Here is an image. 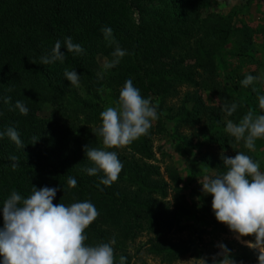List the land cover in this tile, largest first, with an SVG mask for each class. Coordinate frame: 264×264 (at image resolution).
<instances>
[{"label":"trees","instance_id":"obj_1","mask_svg":"<svg viewBox=\"0 0 264 264\" xmlns=\"http://www.w3.org/2000/svg\"><path fill=\"white\" fill-rule=\"evenodd\" d=\"M212 1L0 0V131L16 128L23 145L17 147L7 135L0 139V227L2 205L13 190L26 198L34 186H60L54 204L90 200L95 205L99 215L85 230V243L114 238L115 264H135L143 251L173 263L196 254L197 240L227 231L215 217L211 194L193 187L194 198H189L184 174L195 178L226 171L221 152L234 157L241 151L259 161V140L249 150L225 127L227 120L239 123L249 111H262L257 108L259 83L241 85L255 72L236 65L254 62V30L248 24L236 26L232 14L205 15L203 9ZM104 26L113 29L111 42L101 31ZM69 36L82 45V53L67 52L63 41ZM57 40L65 60L41 64ZM117 46L126 55L115 67L103 69L98 57L111 61ZM73 69L80 75L78 85L64 76ZM128 79L150 98L158 119L146 135L108 149L118 153L123 168L116 182L104 186L102 172L84 171L94 166L84 146L104 147L93 131L101 126L100 113L106 109L102 92L108 89L117 103ZM182 88L186 92L175 101ZM5 97L11 98L9 103ZM17 100L28 107L27 115L14 109ZM233 102L238 108L227 116L223 107ZM47 105L52 106V119L42 116ZM195 125L196 132H185L184 127ZM157 137L182 154L184 169L170 162L162 171ZM13 155L15 162L9 159ZM69 176L77 179L75 188L67 187ZM175 234L187 237L176 240ZM144 236L147 240L138 244ZM243 238L255 241L254 234ZM228 251L233 262L259 263L255 249L237 245Z\"/></svg>","mask_w":264,"mask_h":264},{"label":"clouds","instance_id":"obj_2","mask_svg":"<svg viewBox=\"0 0 264 264\" xmlns=\"http://www.w3.org/2000/svg\"><path fill=\"white\" fill-rule=\"evenodd\" d=\"M101 31L111 42L113 29L104 26ZM63 44L67 52L80 54L84 51L82 45L73 43L70 36L65 37ZM61 48L62 42L57 40L51 54L41 57V64L63 62L65 53ZM124 55L126 51L117 46L112 53L113 59L104 67H115ZM64 76L70 84L78 85L80 75L74 69L65 70ZM258 79L260 77L248 74L241 85L248 87ZM253 91L257 90L253 88ZM3 100L9 103L11 98ZM258 101L261 114L254 115L249 111L239 123L226 121L225 132L236 141L243 140L249 150L254 149L256 139L264 138V94H258ZM237 108V103L233 102L225 104L223 111L232 116ZM14 109L23 115L29 111L20 100L15 102ZM100 117L101 126L93 131L102 138L104 147L84 146L86 158L94 165L84 171L88 175L102 172L100 184L111 186L118 180L123 163L116 151L108 149L126 146L146 135L158 115L150 98L143 97L133 80L128 79L120 89L117 105L107 107ZM5 135L17 147L23 146L16 128L0 131V139ZM220 155L227 170L200 179L202 191L212 195V209L219 222L225 223L239 236L255 235V244L250 246L260 250L258 262L264 264V171H261L259 162L245 152L238 151L234 157L223 152ZM9 159L18 160L14 155ZM17 166L13 163V170ZM77 183L75 177L67 178L68 188H75ZM63 188L65 190V186ZM59 190L60 186H34L26 198L13 190L5 199L2 205L4 223L0 227V264H115L114 238L106 243H85L88 239L85 230L99 215L95 205L90 200L70 205L54 204ZM221 247L227 251L226 245Z\"/></svg>","mask_w":264,"mask_h":264},{"label":"rangeland","instance_id":"obj_3","mask_svg":"<svg viewBox=\"0 0 264 264\" xmlns=\"http://www.w3.org/2000/svg\"><path fill=\"white\" fill-rule=\"evenodd\" d=\"M210 12H217L222 15H233L234 23L238 27H245V24H248L254 30V53H253V61H247L245 64L240 65L236 64L240 71H254L255 75L260 77L256 82L259 83V94H264V2L263 1H251L248 0H213L210 5L203 9V13L207 15ZM244 25V26H243ZM98 60L103 69H105L104 65L107 63V59L104 56H99ZM250 62V63H249ZM236 61L234 62V64ZM186 92V88L180 89V97L175 99V101H179L183 97ZM103 99L105 101L106 108L114 107L117 105L110 96V92L108 89H104L102 92ZM209 103H212V98L206 97ZM257 101V98H255ZM259 106V103H258ZM261 110L259 107H257ZM262 111V110H261ZM42 116L46 118H53L52 114V106L47 105L42 112ZM198 125H195L194 128H190L188 126L184 127L185 132L191 133L196 132ZM194 130V131H193ZM258 142V147L261 149V155L259 159L260 169L264 171V154H262V150H264V143L260 141ZM155 151L156 157L158 159V163L162 171L165 170L167 163H174L179 165L182 169L185 168L186 161L185 158L177 151H174L171 142L165 138L157 137L155 140ZM192 157L195 158L196 154H192ZM213 172L209 171L207 173H203L202 175H197V177L192 178L185 172V178H187V190L189 198L194 196L190 192V189L195 187L197 190L202 191V184L200 179L202 180L205 176L212 175ZM222 224L227 228L225 233H221L219 236H205L202 241L197 240V252L194 250V255H187L178 261L173 263L164 262L160 257H155L153 255L140 253L136 255L134 259L135 264H259V263H236L229 259L230 256L228 248L234 247L237 248V245L247 246L249 248L255 249L260 252L258 248L250 246V244H255V241L245 240L243 236H239V234L233 232L229 229V227L222 222ZM187 237V235L183 234H175L174 238L176 240ZM147 240V237H141L139 239L138 244L144 243ZM221 245H226L227 251L221 247Z\"/></svg>","mask_w":264,"mask_h":264}]
</instances>
